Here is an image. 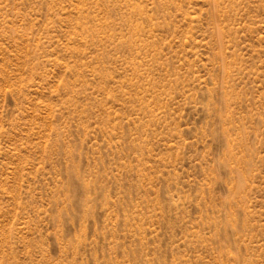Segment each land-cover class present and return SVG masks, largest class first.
<instances>
[{
    "label": "rangeland",
    "instance_id": "obj_1",
    "mask_svg": "<svg viewBox=\"0 0 264 264\" xmlns=\"http://www.w3.org/2000/svg\"><path fill=\"white\" fill-rule=\"evenodd\" d=\"M0 264H264V0H0Z\"/></svg>",
    "mask_w": 264,
    "mask_h": 264
}]
</instances>
